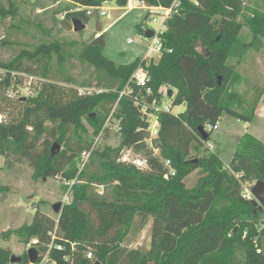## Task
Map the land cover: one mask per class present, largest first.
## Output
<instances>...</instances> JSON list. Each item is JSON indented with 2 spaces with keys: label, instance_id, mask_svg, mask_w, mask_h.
Here are the masks:
<instances>
[{
  "label": "trees",
  "instance_id": "1",
  "mask_svg": "<svg viewBox=\"0 0 264 264\" xmlns=\"http://www.w3.org/2000/svg\"><path fill=\"white\" fill-rule=\"evenodd\" d=\"M67 1L78 8L104 2ZM116 1L120 6L128 2ZM140 1L169 6L174 0ZM197 1L182 0L180 14L168 19L158 60L138 57L117 64L104 54L105 33L87 42L78 57L97 71L100 90L52 80L53 59L57 57L63 69L71 56L58 41L23 48L11 60H0V154L7 167L28 164L35 180L61 176L70 193L57 219L38 208L31 223L6 231L5 237L16 234L25 245L37 238V250L46 251L56 232L50 250L55 264H264V208L243 195L246 184L252 188L264 181V142L245 133L229 165L215 152L192 154L210 139L211 132L206 131L205 140L199 130L205 123L215 124L225 112L244 121L254 118L264 85L253 84L250 112L241 113L243 97L231 90L241 76L228 59L241 60L249 48H258L255 40L264 38V10L244 17V0ZM17 9L13 0L9 7L0 4V16L15 15ZM75 18L89 21L85 9H75L63 22L72 28ZM244 26L254 42L241 40ZM138 27L145 35L146 26ZM139 67L147 72L145 85L132 79ZM25 75L37 78L34 94L11 98L9 92L23 85ZM60 80L75 82L70 77ZM163 86L176 90L172 106L186 108L160 114L159 137L150 147L142 107L153 99L161 101ZM112 116L119 121L120 143L98 144L95 137L108 138L106 123ZM84 119L93 127V136ZM124 149L142 154L148 167L121 161ZM88 151L82 168V154ZM167 159L176 171L168 177ZM196 169L200 177L189 188L185 179ZM136 217L139 230L150 217L153 221L147 251L124 244ZM0 264H31L28 249L12 262L10 252L0 247Z\"/></svg>",
  "mask_w": 264,
  "mask_h": 264
},
{
  "label": "rangeland",
  "instance_id": "2",
  "mask_svg": "<svg viewBox=\"0 0 264 264\" xmlns=\"http://www.w3.org/2000/svg\"><path fill=\"white\" fill-rule=\"evenodd\" d=\"M13 1L18 5L17 13L5 18L0 16V60H11L23 48L33 49L42 42L58 41L64 45L71 56L65 62L63 69L57 63V57L53 59L52 80L79 89L92 91L102 89L98 86L97 71L78 57L84 45L96 36L98 23L103 28L107 27V30L103 32L106 34L104 54L117 64L132 62L140 56L144 58L142 56L148 54V43L144 40L138 25L143 24L148 28L156 26L149 22V18L145 20L148 12L137 4V0H129L125 6H120L116 0L107 2L104 0L101 6L106 9L108 15H102L101 10L89 15L87 27L80 32L74 30L73 24L72 28H68L63 22L68 11L78 9V6L70 1ZM10 2L11 0H0V4L4 7H9ZM134 5L137 7H132ZM250 37L252 33L248 28L242 30L240 34L242 41H247ZM129 40L131 41L128 42ZM198 46L201 49L200 45ZM245 55L241 60L230 57L228 64L234 66L235 71L241 76L236 85L231 86V90L241 93L245 107L240 112L247 115L252 105L250 100L253 98V84L264 85V48L260 53L252 49ZM62 77L73 78L75 82L72 84L62 82L60 80ZM85 83L90 84L85 85ZM168 89L170 88L163 86V93L165 94V90ZM164 102L172 105L171 97L164 96ZM185 108L184 104L176 105L173 106L172 112L178 114ZM8 111L15 112L14 109ZM2 116L5 118L7 114ZM221 119L220 128L212 131L210 139L200 150H193V155L203 156L215 152L219 153L223 162H229L236 146L234 135L230 133V123L237 119L226 112L222 114ZM84 123L88 129V135L93 136L91 124L87 119H84ZM118 124L119 121L114 116L110 117L109 122L106 123L111 129L108 138L103 139L102 135L95 137L98 144L118 146L121 140ZM239 124L242 125L243 122ZM200 174L198 169L191 172L185 179L186 186L194 187ZM63 184L61 176L35 180L33 169L28 164L15 163L12 167H7L6 157L0 154V247L7 249L11 256H21L25 250L29 249L28 244L25 245L16 234L5 237L4 233L31 223L38 208L57 219L59 214L55 211L54 205L58 202L64 203L67 196L70 199V193L65 190ZM152 222L150 217L145 227L139 230V217H136L124 244L131 248L149 250L152 241Z\"/></svg>",
  "mask_w": 264,
  "mask_h": 264
},
{
  "label": "built area",
  "instance_id": "3",
  "mask_svg": "<svg viewBox=\"0 0 264 264\" xmlns=\"http://www.w3.org/2000/svg\"><path fill=\"white\" fill-rule=\"evenodd\" d=\"M106 0L105 2H107ZM196 4H198V1H194ZM143 3V2H142ZM146 5L145 3H143ZM147 12L149 15V22L156 24L155 27L145 29H152L154 31L153 37H147L146 34L143 35V38L148 43V52L150 54L154 53H161V47H162V40L161 35L164 34L167 30V21L172 16L180 14L181 8H182V0H174L171 5L169 6H163V5H157V6H148L146 5ZM78 9H85L87 11V15H93L94 12L101 10L102 15H108L106 12V9L103 6H80ZM129 40L128 42H130ZM139 85H145L147 81V72L144 70V68L139 67L133 74V78ZM37 78L33 75H25V79L22 86H18L16 89H12L9 92V96L11 98L14 97H24V96H30L34 94V84L36 83ZM25 91L26 93H24ZM162 93L163 90L161 89ZM125 91L121 92V96L124 94ZM148 92H151V89H148ZM164 94V93H163ZM164 96L168 97V90H165ZM173 106L171 104H167L164 102V97L161 101H158L157 99H153L150 103L144 104L142 107V112L144 116L147 118L149 123V138L147 139V144L150 147H154L153 141L154 139L159 137L160 133V114L162 112H172ZM219 127V120L213 124L210 122L205 123L204 129L207 132H212ZM91 151L84 152L82 154V162L81 167L83 168L86 162L88 161L90 157ZM121 161L127 162V163H133L140 169H146L148 167L147 159L142 156L140 153H136L133 149H124L121 155ZM165 165L169 167V173L166 175V177L169 176V174L174 175L176 173L175 169L171 167V161L169 159L165 160ZM69 193V191H68ZM244 197L248 199H254V195L252 193V188H250L249 185H245V190L243 193ZM69 200V197H66V201ZM56 237V232L52 233V242L49 244L46 251H38V261L36 263L31 264H55L54 260L50 256V250L53 246V241ZM38 244V239L34 238L28 243V247H36ZM56 247L58 249H63V246L60 244H57ZM89 258H92V253L88 254Z\"/></svg>",
  "mask_w": 264,
  "mask_h": 264
},
{
  "label": "crops",
  "instance_id": "4",
  "mask_svg": "<svg viewBox=\"0 0 264 264\" xmlns=\"http://www.w3.org/2000/svg\"><path fill=\"white\" fill-rule=\"evenodd\" d=\"M193 1H195V0H193ZM244 2H245V9H244V13H243V16L244 17L246 15H253V13H254L255 10H258V9L259 10H264V0H244ZM137 4L141 5V7L144 10H147L146 5H144L140 0H137ZM132 7H137V5H134ZM243 16H242V18H243ZM98 25L101 26L102 30L100 32L98 31L96 33V35H99L100 33H103L104 31L107 30V27L103 28L100 23H98ZM86 27H87V24H86ZM245 28H248V27L247 26H244L242 30H244ZM243 42H246V43L254 42L253 35H252V37H250L249 40L243 41ZM255 46H257L258 48H254V46L251 47V48H249L247 50V52H246V55L252 49H254L255 51H258V53H260L261 49L264 48V38H261V39H259L257 41L255 40ZM160 55H161V53L150 54L148 52V54L146 53L142 57H144L145 59H152V58H154V59L158 60L160 58ZM236 119L237 120L231 121V123H230V133L232 135H234V141H235V145L236 146H237L240 138L245 133H250L253 136H255L257 139H259L262 142H264V95L261 97V100H260V102L258 103V105L256 107L254 118L251 121H244V120H241V119H239L237 117H236ZM221 120L222 119L220 118L219 119V127H218V129L220 128ZM241 122H243L242 125L239 124ZM236 146H235V150H236ZM233 156H234V153L232 155V158H233ZM232 158H230L229 162H226V163L224 162V163L226 165H229L230 162H231V160H232Z\"/></svg>",
  "mask_w": 264,
  "mask_h": 264
},
{
  "label": "water",
  "instance_id": "5",
  "mask_svg": "<svg viewBox=\"0 0 264 264\" xmlns=\"http://www.w3.org/2000/svg\"><path fill=\"white\" fill-rule=\"evenodd\" d=\"M73 27L75 31L80 32L86 28V24L82 20L75 18L73 20ZM97 29L99 32L102 30L100 25H98ZM145 34L147 37H153L154 31L152 29H147ZM173 93H174L173 89L171 88L168 89V97H172ZM199 130L201 134L203 135V138L206 140L208 137V134L206 130L204 129V127L201 126ZM55 146H57V148H60L59 145H55ZM55 146L53 147V150H55ZM252 193L254 195V199L252 200L253 204L256 206H260L261 208H264V181H261V180L257 181L252 187ZM62 204H63L62 202H58L54 205V209L58 214L61 213ZM28 255H29V260L31 263H36L38 261L39 257H38V250L36 247L29 248ZM19 260H21V256H16V255L11 256L12 262L19 261ZM94 264H103V263L100 261H96L94 262Z\"/></svg>",
  "mask_w": 264,
  "mask_h": 264
}]
</instances>
